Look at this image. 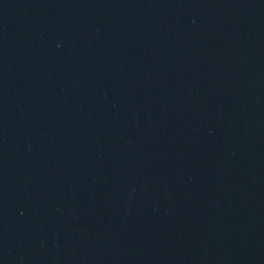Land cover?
<instances>
[{"label":"water","instance_id":"1","mask_svg":"<svg viewBox=\"0 0 264 264\" xmlns=\"http://www.w3.org/2000/svg\"><path fill=\"white\" fill-rule=\"evenodd\" d=\"M0 264H264V0H0Z\"/></svg>","mask_w":264,"mask_h":264}]
</instances>
